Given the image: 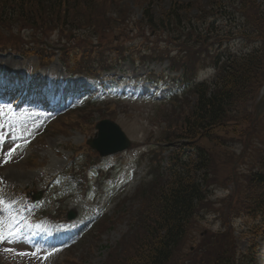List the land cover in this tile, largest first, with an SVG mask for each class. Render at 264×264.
<instances>
[{
    "label": "rangeland",
    "instance_id": "1",
    "mask_svg": "<svg viewBox=\"0 0 264 264\" xmlns=\"http://www.w3.org/2000/svg\"><path fill=\"white\" fill-rule=\"evenodd\" d=\"M171 1H179L180 7L187 10V13H182L184 31L185 26L191 25L207 30L211 28L215 34L217 30L212 29L214 22L215 27H224L215 17L204 24L199 21L206 14L198 10L207 6L210 0H115L111 3L96 0L97 4L104 5L98 8L109 11L107 17L119 19L121 23L114 21L116 28L109 35L100 20L99 26L74 34L65 32L60 35L52 30L42 36L28 29L18 34L14 30L15 37L11 33L0 34V43L5 41L0 47V86L4 92H7L8 84L14 90L18 86L22 90L19 95L17 91H8L5 97L0 95V200L3 202L0 206V228L5 234L9 229L14 233L11 238L0 241V264H107V258L113 253L112 264H118L119 260L124 261L128 257L120 243L126 237L125 240L132 242L136 236V217L141 218L139 211L145 204L142 189L153 183V179L169 164L170 147L165 151L159 150L157 157L153 154L152 159L157 160L152 168L151 153L147 152L162 141L164 129L169 127L172 133L181 113H186L180 107L185 101L173 108V105L164 108L161 106L165 103H154L166 100L171 92L182 90V83L171 80L183 75L182 69L177 68L171 73L170 61L165 60L166 54H163L174 41L159 30L155 32L145 25L137 29L131 22L143 20V8L149 2L156 11V18H161ZM119 12L129 16L121 19L116 15ZM173 31L185 34L181 28H174ZM100 35L106 38L101 44ZM185 41V38L177 41V45L172 44L170 50H180L183 54L185 49L187 53L189 45L187 47ZM255 46L238 40H232L228 45L238 53L250 51ZM28 51L34 54L46 52L49 60H44V63L50 66L37 71V59L42 56L31 55ZM81 52L88 53L93 58L92 65L98 64V69L102 68L99 66L102 56L109 61V68L114 64L118 66L115 71L102 76L106 80L103 86L92 79L68 78L64 65L76 68ZM23 54L28 55L26 60ZM153 54L163 57L151 63H140L141 58ZM185 56L191 57L188 53ZM199 64V70L193 77L202 81L209 78L213 71L206 69L210 67L209 61L206 62L203 57ZM82 67L86 69L88 66ZM150 71H154L156 76L165 73L168 80L155 85L146 79ZM7 75H11L10 81H7ZM23 91L25 93L21 96ZM12 97L14 100L23 98L16 114L8 106ZM86 97L100 100L102 104L90 108L91 111H73ZM261 101L251 111L255 112L258 120L249 136L251 146L246 149L243 138L228 134L225 136L227 146L216 150L208 174L205 206L193 219L186 244L175 254L174 264L194 263L197 253L204 256L203 250L229 236L233 237H230V242L235 244L238 259L255 254L258 264H264L262 218L260 215L253 218L245 211V203L247 205L250 199L247 194H251L245 177L262 159L261 152L258 153L264 144V110L258 111ZM103 119L114 121L121 127L131 142L128 150L107 157H100L93 150L97 154L90 155L91 150L85 142L96 138V126ZM242 129L248 131L246 126ZM203 144L208 148L212 146L206 142ZM98 158L100 160H96ZM94 162L88 176L94 187L91 194L83 199L72 193V180L66 175ZM159 162L157 173L148 178L150 171L158 168ZM28 191L31 197L36 198L32 211L35 216L48 212L50 207L54 213L75 214L74 220L61 227L47 225L46 219L34 224L35 228H54L59 235L67 233L68 236L64 235L61 240L58 239L62 236L53 237L57 240L54 243L58 244L48 247L43 243L38 246L25 240L26 208L20 192ZM57 194H60V200ZM40 231V234L44 232ZM213 236L216 237L211 242ZM117 248L116 256L114 249ZM122 261L119 264H124Z\"/></svg>",
    "mask_w": 264,
    "mask_h": 264
},
{
    "label": "trees",
    "instance_id": "2",
    "mask_svg": "<svg viewBox=\"0 0 264 264\" xmlns=\"http://www.w3.org/2000/svg\"><path fill=\"white\" fill-rule=\"evenodd\" d=\"M104 1L111 3L115 0ZM179 4V1H171L170 7L162 12V17L156 18V11L149 2L143 8V20L131 22L137 29L145 25L155 32L159 30L174 41L163 52L166 54L164 59L170 61L172 71L182 69V80L192 84L190 99L186 95L176 97L172 104L173 108L185 101L180 107L186 113H181L175 130L171 133L169 128L164 135L163 141L170 147L169 167L142 189L145 204L139 211L141 218L136 217V236L132 242L125 240L126 237L120 243L128 257L124 261L119 260L118 264L121 261L124 264H174L175 254L186 244L193 219L205 206L208 174L216 150L227 146L225 136L228 134L243 138L246 149L249 148L250 133L258 123L255 112L251 111L257 108L264 88V0H210L207 6L198 10L206 14L199 21L204 24L212 17L218 19L219 25L224 27H215L214 22L212 29L217 30L215 34L211 28L207 30L191 25L185 26L184 31L182 13H187V10ZM101 5L104 6L103 3L97 4L96 0H0V34L11 33L15 37L14 30L18 34L23 29L36 31L42 36L52 30L58 31L60 35L65 32L74 34L85 29L89 31L103 22L109 35L116 28L114 21L119 22V19L107 17L109 11L98 8ZM116 15L121 19L129 16L123 12ZM99 20L101 22L98 23ZM174 28H181L185 34L174 32ZM183 38L188 41H185L187 47L189 45L187 53L191 57L185 56V49L183 54L180 50H170L172 44L176 46V42ZM104 40L106 38L100 35V44ZM232 40L256 46L250 51L238 53L228 47ZM206 42L210 43L209 46ZM30 52L31 55L42 56L40 61L49 60L46 52ZM157 55L141 58V61L161 60L163 56ZM202 57L206 62L209 61L214 74L209 80L195 83L193 74L199 70ZM92 59L88 53L81 52L76 68L71 70L94 74L98 64L92 65ZM107 62L102 56L99 65L102 70L109 69ZM83 65L88 67L84 69ZM96 65V68L93 67ZM245 126L247 132L242 129ZM204 142L212 146L208 148ZM188 150L191 154L187 153ZM260 152V164L257 163L254 171L248 172L245 177L251 191L247 196L252 200L248 199L247 205L245 203V211L253 218L260 215L264 225V144L262 150L258 149ZM159 168L160 162L153 174ZM261 233L264 234V231ZM230 237L233 238L229 236L208 246V250L202 251L205 252L204 256L197 253V260L191 264H258L255 254L238 259L239 253L236 252L235 244L230 242ZM118 249H114L116 256ZM214 249H218V252H214ZM113 255L107 258V264H112Z\"/></svg>",
    "mask_w": 264,
    "mask_h": 264
},
{
    "label": "water",
    "instance_id": "3",
    "mask_svg": "<svg viewBox=\"0 0 264 264\" xmlns=\"http://www.w3.org/2000/svg\"><path fill=\"white\" fill-rule=\"evenodd\" d=\"M262 110H264V100L259 105V111ZM97 129L99 130L97 137L88 144L101 156L122 152L130 147V140L117 124L105 120L98 124Z\"/></svg>",
    "mask_w": 264,
    "mask_h": 264
},
{
    "label": "snow or ice",
    "instance_id": "4",
    "mask_svg": "<svg viewBox=\"0 0 264 264\" xmlns=\"http://www.w3.org/2000/svg\"><path fill=\"white\" fill-rule=\"evenodd\" d=\"M2 138V137H0ZM13 232L11 229L8 230L7 234L4 233L3 229L0 228V241H4V240H7L9 238H11L13 236Z\"/></svg>",
    "mask_w": 264,
    "mask_h": 264
},
{
    "label": "bare ground",
    "instance_id": "5",
    "mask_svg": "<svg viewBox=\"0 0 264 264\" xmlns=\"http://www.w3.org/2000/svg\"><path fill=\"white\" fill-rule=\"evenodd\" d=\"M10 80V79H9ZM0 204H1V201H0ZM48 230V229H47Z\"/></svg>",
    "mask_w": 264,
    "mask_h": 264
}]
</instances>
